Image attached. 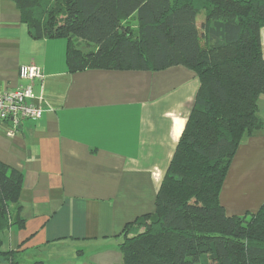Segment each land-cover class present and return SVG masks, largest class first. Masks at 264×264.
<instances>
[{"label":"crops","instance_id":"0c3cea01","mask_svg":"<svg viewBox=\"0 0 264 264\" xmlns=\"http://www.w3.org/2000/svg\"><path fill=\"white\" fill-rule=\"evenodd\" d=\"M260 42L264 58V28ZM65 52L63 39L32 40L14 2L0 0V89L23 84L21 66L44 74L32 87L42 117L11 137L0 124V162L23 175L19 209L10 207L23 226L3 232L1 249L18 252V264H121V232L153 213L198 79L182 66L69 74ZM219 199L228 216L264 203V129L239 145Z\"/></svg>","mask_w":264,"mask_h":264},{"label":"trees","instance_id":"16d2710c","mask_svg":"<svg viewBox=\"0 0 264 264\" xmlns=\"http://www.w3.org/2000/svg\"><path fill=\"white\" fill-rule=\"evenodd\" d=\"M12 1L32 40H65L69 74L182 66L198 79L153 213L121 232V264H264V203L228 216L219 199L239 145L264 129V0ZM22 185L0 162V263L18 264L1 245L6 229L23 226L10 212Z\"/></svg>","mask_w":264,"mask_h":264},{"label":"built area","instance_id":"2783aa9c","mask_svg":"<svg viewBox=\"0 0 264 264\" xmlns=\"http://www.w3.org/2000/svg\"><path fill=\"white\" fill-rule=\"evenodd\" d=\"M20 84L13 90L0 89V124H7L6 135L13 136L26 120H39L43 114L41 97H35L33 84L42 81V70L34 65L21 66L18 69Z\"/></svg>","mask_w":264,"mask_h":264},{"label":"rangeland","instance_id":"374dc122","mask_svg":"<svg viewBox=\"0 0 264 264\" xmlns=\"http://www.w3.org/2000/svg\"><path fill=\"white\" fill-rule=\"evenodd\" d=\"M133 228V227H132Z\"/></svg>","mask_w":264,"mask_h":264}]
</instances>
